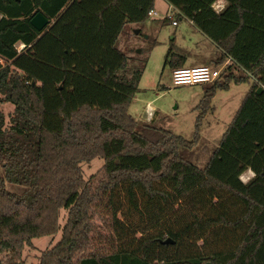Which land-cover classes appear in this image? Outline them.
I'll return each instance as SVG.
<instances>
[{
	"label": "trees",
	"instance_id": "16d2710c",
	"mask_svg": "<svg viewBox=\"0 0 264 264\" xmlns=\"http://www.w3.org/2000/svg\"><path fill=\"white\" fill-rule=\"evenodd\" d=\"M165 1L217 46L215 63L245 72L205 91L192 142L129 114L144 72L117 42L157 0H0V264H23L34 239L61 229L40 264H264V0H225L219 13L218 0ZM185 63L169 50L172 72ZM249 80L206 167L186 160L217 90ZM1 104L15 107L8 127ZM96 158L100 177L86 180Z\"/></svg>",
	"mask_w": 264,
	"mask_h": 264
},
{
	"label": "rangeland",
	"instance_id": "374dc122",
	"mask_svg": "<svg viewBox=\"0 0 264 264\" xmlns=\"http://www.w3.org/2000/svg\"><path fill=\"white\" fill-rule=\"evenodd\" d=\"M169 9L170 5L165 0H157L155 11L158 16H153L142 24H126L118 39L117 47L128 57L130 71L143 69L144 72L139 90L130 104L129 114L134 119L147 123H151L155 119L152 122L154 127L171 131L184 137L188 142H192L196 134L197 120L204 113L200 105L204 99L205 91L215 83L175 86L171 67L166 64V56L169 50L184 55L185 51L195 49L197 44H199V48L204 49L208 48L211 43L203 37L199 29L189 19H180L178 13H174L178 26H173L172 21L165 19ZM2 63L5 64L4 61ZM204 66L222 70L224 63L218 65L213 62ZM221 72L222 77L218 80L219 82H223L230 75L238 79L245 76V72L235 65L231 67V70L225 69ZM252 84V80L239 83L232 81L228 89L217 90L211 101L212 109L203 119L199 143L191 150L180 149V154L186 160L200 167L207 164L213 152L218 148ZM2 98L0 96V101ZM149 108L154 111L152 120L148 119ZM1 109L6 116V127H8L9 116L15 107L12 104H1ZM103 165L104 160L101 158L82 163L84 178L89 180L92 177H100ZM0 176H5L3 167H0ZM242 179L246 180L243 176ZM8 189L18 194L23 192L22 188L9 183ZM66 220L67 211L63 209L60 215L62 228ZM62 236L63 229L55 236L34 239L33 245L26 247L23 253V264H40L42 253L56 246Z\"/></svg>",
	"mask_w": 264,
	"mask_h": 264
},
{
	"label": "built area",
	"instance_id": "2783aa9c",
	"mask_svg": "<svg viewBox=\"0 0 264 264\" xmlns=\"http://www.w3.org/2000/svg\"><path fill=\"white\" fill-rule=\"evenodd\" d=\"M224 6L218 4V1L213 4V9L219 13L223 10ZM175 11V12H174ZM178 11L173 7L170 6V9L167 12L165 19L172 21L173 26L178 25V21L175 20V14ZM157 17L158 14L155 10L149 13V17ZM3 18V15L0 13V21ZM19 51L25 48L24 44H20V47H17ZM3 60L0 59V63ZM232 62L231 58H228L227 62L224 63L222 70H217L210 68L208 66H197L192 68H182L176 69L172 72L173 84L175 86H197V85H210L216 83L221 77L223 70H228L227 65ZM150 109V108H149ZM149 112H154L153 110H149Z\"/></svg>",
	"mask_w": 264,
	"mask_h": 264
},
{
	"label": "crops",
	"instance_id": "0c3cea01",
	"mask_svg": "<svg viewBox=\"0 0 264 264\" xmlns=\"http://www.w3.org/2000/svg\"><path fill=\"white\" fill-rule=\"evenodd\" d=\"M218 4H220L221 6H224V8H225L226 1L225 0H218ZM49 26H51V25H49ZM47 30H45V31H47ZM201 34L203 35V37H205L207 40H209L202 32H201ZM209 42L211 43V45L208 48L201 49L198 46L199 44H197L195 49H192L190 51H185V55H186L185 67L186 68L204 66V65L212 64L213 62H215V60L220 56L221 51L210 40H209ZM227 60H225L224 63H226ZM229 66H234L233 62H231ZM236 67H238V66H236ZM252 82H253V80H252ZM149 110H152V109L151 108L148 109V113H147L148 114V119L152 120L154 118L153 117L154 116V112L150 113ZM154 121H155V119L152 122H154ZM209 160L207 161V163L209 162ZM206 165L204 167H200V166H198V167L205 168ZM242 176L245 177L246 180L242 179ZM242 176H241V180L244 183H248L255 176V173L252 170L248 169L242 174Z\"/></svg>",
	"mask_w": 264,
	"mask_h": 264
},
{
	"label": "water",
	"instance_id": "95a60500",
	"mask_svg": "<svg viewBox=\"0 0 264 264\" xmlns=\"http://www.w3.org/2000/svg\"><path fill=\"white\" fill-rule=\"evenodd\" d=\"M32 26L40 33H44L46 28L50 25V20L47 19L43 14L38 13L36 16H34L31 20ZM139 33V31H137ZM263 88H260L257 93H262ZM166 245H174L175 242L171 239H167L163 242Z\"/></svg>",
	"mask_w": 264,
	"mask_h": 264
}]
</instances>
